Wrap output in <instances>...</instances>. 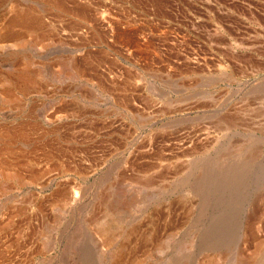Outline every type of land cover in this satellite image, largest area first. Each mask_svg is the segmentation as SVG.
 <instances>
[{"label":"rangeland","instance_id":"1","mask_svg":"<svg viewBox=\"0 0 264 264\" xmlns=\"http://www.w3.org/2000/svg\"><path fill=\"white\" fill-rule=\"evenodd\" d=\"M61 2L0 0V264H264V0Z\"/></svg>","mask_w":264,"mask_h":264},{"label":"bare ground","instance_id":"2","mask_svg":"<svg viewBox=\"0 0 264 264\" xmlns=\"http://www.w3.org/2000/svg\"><path fill=\"white\" fill-rule=\"evenodd\" d=\"M46 3H49V5H51L52 7H54L55 9H57V10H59V11H61L62 13H70V12H74L78 17H80V18H84V15L83 14H81V12L83 13V11H81L80 12V9L78 10V11H74V10H70V9H67L65 6H64V4L61 2V0H44ZM50 6V7H51ZM70 7V6H69ZM75 9H76V7H74ZM56 10V11H57ZM82 10V9H81ZM84 10V9H83ZM23 11H25L24 9H23ZM26 11H28V10H26ZM60 12V13H61ZM86 12V11H85ZM59 13V12H58ZM88 13V12H87ZM78 19V18H77ZM39 18L37 17V16H35L34 14H33V16L31 15V13H29V12H24V13H22L21 11H17V13H15V15L7 22V28H8V30H9V32L10 31H15L16 29H18L19 30V28H21V29H26V30H30V29H33V28H36V27H38L39 25ZM6 26H4V27H6ZM39 28V27H38ZM7 30V29H6ZM34 30V29H33ZM21 31V30H20ZM17 32V31H16ZM14 33V32H13ZM124 35V34H123ZM123 37V36H122ZM82 66V65H81ZM80 66V67H81ZM25 68V67H24ZM75 70V68L73 69V71ZM19 71V70H18ZM79 71V70H78ZM75 73V72H74ZM73 73V74H74ZM77 73V72H76ZM78 74V73H77ZM76 74V75H77ZM33 77H35V74L34 73H32V72H30V69H29V71L27 70H22V72L20 73V75H19V79L20 80H25V81H30ZM16 80V79H15ZM32 80H34V79H32ZM35 81V80H34ZM26 82V83H27ZM16 83V82H15ZM9 84V83H8ZM11 84V83H10ZM18 85H19V83H17ZM16 84V85H17ZM28 84V83H27ZM26 84V85H27ZM14 85V84H13ZM103 85V84H102ZM10 87V86H9ZM9 87L7 88V89H9ZM22 87H24V86H22ZM27 87V86H26ZM10 90V89H9ZM12 91V90H11ZM10 93V92H9ZM20 126V125H19ZM22 126V125H21ZM25 126H26V124H25ZM24 126V127H25ZM27 128V127H26ZM17 129V128H16ZM19 129V128H18ZM28 129V128H27ZM3 131V130H2ZM5 131H6V129H5ZM4 131V132H5ZM1 132V131H0ZM2 133V132H1ZM5 134V138H7V141H12L13 139H15L16 140V137H21V135H24V134H26L25 133V130L24 129H22L21 128V130L19 129V131H15L14 130V133L13 132H10V130H9V132H6V133H4ZM28 135V134H27ZM27 137V136H26ZM25 137V139L27 140V138ZM30 137V136H29ZM4 138V139H5ZM3 139V138H2ZM18 139V138H17ZM21 139H22V137H21ZM1 140V139H0ZM6 140V139H5ZM4 140V141H5ZM15 140L13 141V142H15ZM24 139H22V140H20V141H22V142H20V144L22 143V144H25L24 143V141H23ZM28 140H29V138H28ZM1 143H3L2 141H0ZM6 142V141H5ZM16 142H17V140H16ZM8 143V142H7ZM11 143V142H10ZM18 143V142H17ZM21 144V145H22ZM11 145V144H10ZM16 145V144H15ZM19 145V144H18ZM5 146V145H4ZM12 146H13V144H12ZM1 147H3V146H1ZM0 147V149H3V148H1ZM7 147H9L8 145H7ZM9 149V148H8ZM12 149V148H11ZM17 149V148H16ZM15 149V151H17ZM6 150V149H5ZM14 151V154L16 153ZM9 153V152H8ZM23 153V152H22ZM17 154V153H16ZM49 155H50V153H49ZM7 156V155H6ZM13 156V155H12ZM11 160V159H10ZM242 161V160H241ZM249 161V160H248ZM2 162V161H1ZM4 163H7V162H4ZM1 164V163H0ZM3 164V163H2ZM12 166V165H11ZM9 173V172H8ZM17 174V173H16ZM12 175V174H11ZM10 175V176H11ZM15 175V174H14ZM12 177V176H11ZM17 178V177H16ZM16 178H14L13 180H15ZM19 178V177H18ZM17 178V179H18ZM218 178V177H217ZM19 180V179H18ZM20 181H21V179H20ZM17 182V181H16ZM200 186V185H199ZM105 197V196H104ZM114 203H115V201H114ZM114 205V204H113ZM118 207V206H117ZM111 208V207H110ZM114 209H116V208H114ZM112 211H113V209H112ZM129 233V232H128ZM130 234V233H129Z\"/></svg>","mask_w":264,"mask_h":264}]
</instances>
